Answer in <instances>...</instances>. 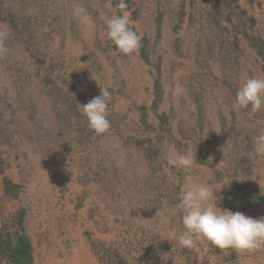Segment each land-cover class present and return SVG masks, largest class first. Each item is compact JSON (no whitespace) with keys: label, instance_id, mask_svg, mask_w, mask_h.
<instances>
[{"label":"rangeland","instance_id":"obj_1","mask_svg":"<svg viewBox=\"0 0 264 264\" xmlns=\"http://www.w3.org/2000/svg\"><path fill=\"white\" fill-rule=\"evenodd\" d=\"M125 2L142 37L132 55L107 38L120 0H0V171L15 169L5 188L23 196L10 229L63 212L59 196L104 264H242L243 251L182 246L171 210L190 182L228 181L219 207L264 216V110L234 106L264 77V0ZM94 78L112 93L99 135L82 111L101 94ZM190 146L197 167L168 164Z\"/></svg>","mask_w":264,"mask_h":264},{"label":"clouds","instance_id":"obj_2","mask_svg":"<svg viewBox=\"0 0 264 264\" xmlns=\"http://www.w3.org/2000/svg\"><path fill=\"white\" fill-rule=\"evenodd\" d=\"M118 8L121 14L107 21V38L120 52L132 55L141 48L142 37L130 26L129 14L124 11L127 8L125 0H120ZM7 52L4 34L0 33V55ZM98 84L101 94L83 104L82 111L89 128L99 135L106 133L111 126L108 116L112 93L108 86ZM172 91L175 95H180L183 89L177 86ZM234 106L242 109L250 107V116L264 110V77L247 78L236 93ZM253 144L254 151L258 155H264V134L253 137ZM197 161L191 146L182 153L170 154L167 160L169 165L178 169H193L197 167ZM225 185H230V182H190L182 192L175 208L171 210L173 215L179 214L183 224L184 230L179 235L182 246L191 249L199 241L211 242L220 249L231 248L237 252L264 248V216L254 218L243 212L218 206V202L224 197L217 194L223 192ZM261 194H264V190Z\"/></svg>","mask_w":264,"mask_h":264},{"label":"crops","instance_id":"obj_3","mask_svg":"<svg viewBox=\"0 0 264 264\" xmlns=\"http://www.w3.org/2000/svg\"><path fill=\"white\" fill-rule=\"evenodd\" d=\"M45 171L49 173L50 168ZM13 172L15 169L0 171V229L10 228V215L19 207L20 200H23V196L10 199L7 194L4 177L12 176ZM60 187L57 186V190L64 189L63 186ZM55 200L57 203H62L60 207L64 205L63 212L60 210L57 214L56 210L52 212L48 208L41 211L42 216H37L35 212H33L35 215L29 213L23 221L25 231L34 248V264H104L99 262V256L95 255L93 247L88 241L85 229L82 227L84 220L80 217L81 214H79L80 216L74 214L75 210L68 198L61 199L57 196ZM35 203L39 202L35 200ZM242 254V264H264V248L243 251ZM0 264L9 263L0 259Z\"/></svg>","mask_w":264,"mask_h":264},{"label":"trees","instance_id":"obj_4","mask_svg":"<svg viewBox=\"0 0 264 264\" xmlns=\"http://www.w3.org/2000/svg\"><path fill=\"white\" fill-rule=\"evenodd\" d=\"M19 225L21 226L16 227L14 231L9 227L0 229V259L9 264H34L31 239L21 220Z\"/></svg>","mask_w":264,"mask_h":264}]
</instances>
